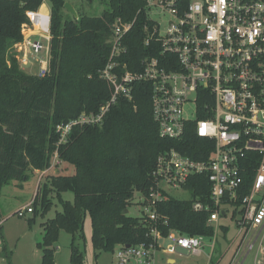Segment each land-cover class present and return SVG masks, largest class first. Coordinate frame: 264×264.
Wrapping results in <instances>:
<instances>
[{
  "label": "trees",
  "instance_id": "obj_1",
  "mask_svg": "<svg viewBox=\"0 0 264 264\" xmlns=\"http://www.w3.org/2000/svg\"><path fill=\"white\" fill-rule=\"evenodd\" d=\"M44 1L51 10L48 66L44 74L29 73L21 66L15 45L23 38L27 10L38 9ZM66 1L0 0V198L4 186L13 181L23 186L30 171L48 168L55 151L63 163L73 167L70 173L58 171L50 176L33 200L35 216L29 219L31 224L38 214L45 215L51 208L53 196L62 205V210L42 223L44 234L38 243L42 264H55V244L62 230L72 235L71 264H83L84 254L77 241L84 240L88 215L97 256L120 244L149 243L148 215L134 217L124 211L136 192L142 194L143 204H148L158 156L172 148L196 159L210 155V150H204L209 141L198 136L193 125L180 140L160 135L147 81L134 82L133 98L120 97L102 124L76 125L59 144L58 124L83 113H95L110 98L111 89L101 71L111 50V25L118 17L132 19L144 6L143 0H98L106 5L100 15L75 7V18L65 10ZM145 20V14H140L125 39L132 71L141 67L144 56L153 54L152 46L144 44ZM186 188L189 199H177L163 191L156 201L160 230L164 234L177 230L215 236L209 217L217 207L208 177L193 176ZM68 191L74 194L72 201L63 197ZM197 200L208 208L195 210L193 203ZM220 227L224 231L228 228Z\"/></svg>",
  "mask_w": 264,
  "mask_h": 264
},
{
  "label": "built area",
  "instance_id": "obj_2",
  "mask_svg": "<svg viewBox=\"0 0 264 264\" xmlns=\"http://www.w3.org/2000/svg\"><path fill=\"white\" fill-rule=\"evenodd\" d=\"M144 6L132 19L118 17L111 25L108 62L101 71L111 89L110 98L95 113L57 125L59 144L76 125H100L120 97L133 98V83L147 81L152 89L154 119L162 137L182 139L190 125L209 142L210 155L196 159L177 148L161 153L156 161L148 206L149 243L120 244L116 264H154L155 255L169 257L203 254L204 237L170 230L164 234L154 206L165 191L163 184L188 191L191 177L206 175L211 183L213 204L209 217L218 223L222 211L239 215L237 224L244 235L264 228V0H143ZM144 13V44L151 55L140 60L135 71L128 68L125 43L140 14ZM23 38L16 43L20 64H29V52L46 48L51 40V10L44 1L27 10ZM157 15L166 19L161 27ZM48 45V57H49ZM40 64L38 73L47 67ZM61 160L55 151L45 174ZM40 181V180H39ZM166 192V191H165ZM195 210L207 209L201 201ZM32 204L17 212H33ZM166 223V221H164ZM216 233V229H215ZM252 248V245H248ZM215 249L211 245V254ZM211 261V260H210ZM219 264V263H208Z\"/></svg>",
  "mask_w": 264,
  "mask_h": 264
},
{
  "label": "rangeland",
  "instance_id": "obj_3",
  "mask_svg": "<svg viewBox=\"0 0 264 264\" xmlns=\"http://www.w3.org/2000/svg\"><path fill=\"white\" fill-rule=\"evenodd\" d=\"M75 7H80L83 11L91 15H100L106 8V5L100 3L98 0H91L88 3L86 0H68ZM154 19H157L161 24V27L166 26V19L159 17L157 15H152ZM46 48L42 51L36 53L30 51L29 59L38 65L41 62L48 60V45L49 41L42 39ZM38 68V66H36ZM40 171V170H39ZM67 174L73 171V167L69 164L59 163L53 169H50L45 174L38 172L37 170L29 172V179L24 181L20 186L18 181H13L6 185L2 192V197L0 198V207L2 210V220L0 225H2V230H0V264H42L41 255L42 248L38 245L42 241L44 229L42 223L49 218L56 215L57 211L62 210V205L56 196H53V203L51 208L47 211L45 215L38 214L36 219L32 224L29 219L35 216L34 212H27L24 216L18 214V210L23 208L24 205L32 200L36 189L43 185L50 176L54 175L56 172ZM40 176V178H38ZM40 180V181H39ZM39 181V183H38ZM38 183V186H37ZM165 191L172 197L177 199H189L191 194L189 191L183 189H176L167 184H163ZM55 195V194H54ZM64 199L73 200L74 194L70 191L63 193ZM143 196L140 192H136L131 204L129 205V214L134 217H141L149 212L150 208L143 204ZM34 207L33 201L30 203ZM238 214L232 215V211L225 216H221L218 223H213L216 233L215 236L204 237V248L203 256L195 257L188 256V252L185 250H179L183 255L177 256V260L173 263L168 261L169 256L164 251H159L154 258V264H205L207 260V253L211 252V245L214 243L215 249L213 252L214 260H221L220 264H228L230 258L236 251V247H231V242L240 243L244 231H242L238 224L237 219ZM221 225L229 227L226 237L221 232ZM84 240H78L77 243L84 254L83 264H116L117 262V250L115 249L111 252H102L99 256L96 255L98 250H96L92 245V222L88 215L84 223ZM257 232L255 229L249 230L244 237L241 244V249L239 255H243L247 252L249 241L256 236ZM264 238V229L258 236V239L254 242V246L248 253L244 264H257V253H260V247L264 248V244H259ZM72 235L67 231L62 230L60 232L59 240L55 244V264H71L70 262V243ZM5 244V250H3V245ZM231 248H230V247ZM230 248V249H229ZM11 261H9V257ZM264 259L261 253L258 256Z\"/></svg>",
  "mask_w": 264,
  "mask_h": 264
},
{
  "label": "crops",
  "instance_id": "obj_4",
  "mask_svg": "<svg viewBox=\"0 0 264 264\" xmlns=\"http://www.w3.org/2000/svg\"><path fill=\"white\" fill-rule=\"evenodd\" d=\"M21 66L27 71V72H29V73H38V71H39V69H40V67H42V65L40 64V65H38L37 63H35V62H33V61H31L30 59H29V64H27V65H24V64H21ZM36 66H38V68H36ZM48 66V60H46V61H44V63H43V67H47ZM38 172H39V170H37ZM38 178H40V176L38 177ZM38 183H39V181H38ZM38 183H37V186H38ZM5 187V186H4ZM4 187H3V189H4ZM2 192H3V190H2ZM36 193H37V189H36V192L34 193V195H33V197H32V200L28 203V205L34 200V197H35V195H36ZM1 197H2V195H1ZM28 205H24L23 207H25V206H28ZM220 218H221V216H220ZM219 218V219H220ZM223 226H225V225H223ZM229 229V227L227 228V230L226 231H229L228 230ZM264 229V228H263ZM263 229H255V231L257 232V234H256V236L254 237V238H252L250 241H249V243H250V245H252V248H253V246H254V242L258 239V236L261 234V232H262V230ZM252 230V229H251ZM226 231H224L223 229H221V232H223V235L226 237V234H227V232ZM244 237H245V235H243V237H242V239H241V241H240V243H236V241L235 242H231V247H233V248H235L236 247V251L234 252V254H233V256L230 258V262L228 263V264H244V262H245V259H246V257H247V255H248V253L251 251V249L252 248H247V252L243 255V257L241 258V256L242 255H239V251H240V249H241V244H242V242H243V240H244ZM264 244V238H263V240L262 241H260L259 242V244ZM229 246V247H230ZM230 247V248H231ZM229 248V249H230ZM260 253H261V255H263L264 256V248H262V246L260 247ZM260 253H257V255L259 256V254ZM189 254V253H188ZM203 254H204V252H203ZM203 254L201 255V256H203ZM209 254H211V252L210 253H207L206 254V256H207V260H206V263L205 264H208L209 262L210 263H219L220 264V261L221 260H214V258H213V254L211 255V259H209ZM188 256H195V257H198V256H196V255H191V254H189ZM201 256H199V257H201ZM258 256H256V258H257V264H264V259H261L260 260V258L258 257ZM177 260V257H169V259H168V261L170 262V263H173V262H175ZM211 260V261H210Z\"/></svg>",
  "mask_w": 264,
  "mask_h": 264
},
{
  "label": "water",
  "instance_id": "obj_5",
  "mask_svg": "<svg viewBox=\"0 0 264 264\" xmlns=\"http://www.w3.org/2000/svg\"><path fill=\"white\" fill-rule=\"evenodd\" d=\"M64 8L66 11H68L70 14H72L75 18H78V12L77 9L75 8V6L70 2V1H66ZM129 209H125L124 213H128ZM222 214L224 215L225 212L222 211ZM129 246V244H128Z\"/></svg>",
  "mask_w": 264,
  "mask_h": 264
}]
</instances>
